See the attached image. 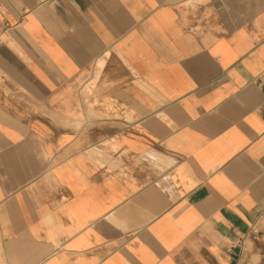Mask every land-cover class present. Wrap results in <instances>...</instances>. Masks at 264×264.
<instances>
[{
	"label": "crops",
	"instance_id": "obj_1",
	"mask_svg": "<svg viewBox=\"0 0 264 264\" xmlns=\"http://www.w3.org/2000/svg\"><path fill=\"white\" fill-rule=\"evenodd\" d=\"M0 264H264V0H0Z\"/></svg>",
	"mask_w": 264,
	"mask_h": 264
}]
</instances>
